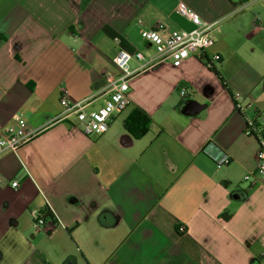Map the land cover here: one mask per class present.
Here are the masks:
<instances>
[{
  "label": "crops",
  "instance_id": "1",
  "mask_svg": "<svg viewBox=\"0 0 264 264\" xmlns=\"http://www.w3.org/2000/svg\"><path fill=\"white\" fill-rule=\"evenodd\" d=\"M181 2L216 23L203 57L148 65L103 135L62 117L63 98L105 104L120 49L151 62L143 30L194 29ZM236 94L264 113V0H0V129L43 128L0 156V264H264V129L246 134Z\"/></svg>",
  "mask_w": 264,
  "mask_h": 264
},
{
  "label": "built area",
  "instance_id": "2",
  "mask_svg": "<svg viewBox=\"0 0 264 264\" xmlns=\"http://www.w3.org/2000/svg\"><path fill=\"white\" fill-rule=\"evenodd\" d=\"M177 12L187 18L193 25L191 31H170L163 24L159 23L156 29L143 30L141 36L150 42L155 48V56L139 69L132 71L130 61L133 57L145 60L141 53L131 54L127 50L120 49L113 59V63L118 68L120 75L117 78L109 77L108 85L110 95L105 104L97 110H87L90 105L89 100L70 102L67 98L62 99L64 113L62 117L75 116L82 126V132L86 136H100L109 130L113 118L123 112L130 104V81L148 65H156L162 62H170L173 67H180L191 56L203 57L206 52L214 46L213 31L216 23H209L202 20L200 15L189 8L186 3L181 2L177 6ZM141 23V21H139ZM220 60V56L213 58L214 62ZM235 108L247 118L246 134L248 136L260 137L264 129V113L260 112L252 103H248L240 94H236ZM43 128L32 130L28 127L27 121L20 117L17 121L4 129H0V156L6 152L18 153L22 147L33 141ZM231 159L228 155H222L215 159L218 166L228 165ZM257 174L264 176V144H261L256 153ZM246 180L250 177L246 176ZM4 181L0 174V183ZM12 187H19L18 181L12 182ZM46 220L42 216L34 215L33 227L40 231L44 228ZM181 232L185 228L180 229Z\"/></svg>",
  "mask_w": 264,
  "mask_h": 264
},
{
  "label": "trees",
  "instance_id": "3",
  "mask_svg": "<svg viewBox=\"0 0 264 264\" xmlns=\"http://www.w3.org/2000/svg\"><path fill=\"white\" fill-rule=\"evenodd\" d=\"M149 126L150 118L140 110H137L125 124L126 129L136 139L143 137L147 133Z\"/></svg>",
  "mask_w": 264,
  "mask_h": 264
}]
</instances>
